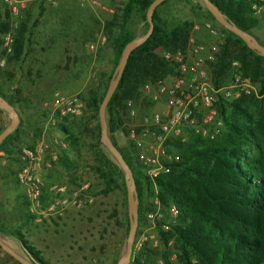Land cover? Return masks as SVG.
I'll return each instance as SVG.
<instances>
[{
  "label": "rangeland",
  "instance_id": "rangeland-1",
  "mask_svg": "<svg viewBox=\"0 0 264 264\" xmlns=\"http://www.w3.org/2000/svg\"><path fill=\"white\" fill-rule=\"evenodd\" d=\"M109 3L115 11L113 15L104 14L99 10L93 11L89 7L82 9L78 0H53V3L48 0H29L27 9L14 17L0 0V21L9 18L13 30L21 22H27L28 28L26 48L17 62L8 61L11 54L5 50L4 35H0V93L8 103H14L13 107L21 123L14 154L11 157L5 156L7 164L0 165V238L3 242L10 241L8 233L21 232L26 240L40 251L48 264H117L126 254L128 237L125 219L128 205L125 204L124 190L121 188L109 195L102 194L104 186L99 174L86 167L88 161L91 166L95 164L88 151L82 150V159L77 161V165L73 166L69 174L64 172L68 177L66 183L57 182L48 186L49 181H42L45 185V199L42 204L44 201L47 207L54 199L50 188L55 185H66L70 190L85 188L86 193L93 198V203L86 205L82 210L64 212L62 215H66L68 219L66 224L61 222L60 214H42L47 207L42 209L41 205V208H32L25 189L17 183L16 177L20 168L19 154L22 148L34 147L42 140L53 145H57L56 140L59 144L64 142L65 135L57 128L61 120L44 108L45 102L50 101L57 91L65 95H76L82 100L84 107L76 118L84 116L85 120L82 123L78 121L77 124L83 127L82 137L92 140L88 129L94 128L97 121L91 117V112H87L85 100L91 93L101 92L114 70L117 48L115 39L120 30L116 27L109 33L106 24L114 16L123 14L128 0H109ZM159 15L162 24L168 28L186 22L192 26L191 36L197 41L215 42L205 29L206 23L212 20L202 0H170L160 9ZM126 25L136 35V39L142 38L147 31L145 21L136 11ZM218 26L228 43L229 35L224 32L225 28L219 24ZM102 35L106 37V43L99 45ZM256 35L264 43V31ZM230 42L233 60L239 53L240 45H233V40ZM92 44L98 46L91 49ZM165 52L167 51L161 50L160 56L163 57ZM233 73L231 64V68L220 78V82L228 84ZM255 87L261 98L248 99L239 108L228 105L224 116L218 111L217 121L222 122V125L214 139L190 132L182 148L179 149L173 144L172 153L187 157L193 151L211 145L213 141L222 143L228 134H231V124L245 131L255 129L258 135L256 142L264 149L263 135L260 134L263 130L258 129L264 113V93H260L259 83L255 84ZM134 104L137 110L136 119H130L127 111L122 113L123 128L127 134L132 125L140 124L145 116L158 109L143 94L142 89ZM2 117H5L6 121L0 132L11 123L9 114L0 109V120ZM21 118L25 122H22ZM210 130L214 131L212 128ZM74 132L78 130L74 129ZM254 142L252 139L251 143ZM251 143L246 150L256 154L257 150ZM101 148L107 162L119 167L123 172L109 150L103 144ZM73 158H76L74 154ZM135 169L146 176L138 163ZM56 175L60 177L61 170L57 171ZM145 195L146 211L142 224H152L148 214L156 209L155 184L152 193ZM163 213V223H170L171 227L178 224L179 218L173 219L165 208ZM143 233L141 230L136 236L135 254L146 247V259L150 264H181L180 250L175 239L166 242L160 237L157 242L156 239L143 241ZM140 244L142 246L139 249ZM20 256L30 261L25 253ZM0 264L20 263L0 247Z\"/></svg>",
  "mask_w": 264,
  "mask_h": 264
},
{
  "label": "trees",
  "instance_id": "trees-1",
  "mask_svg": "<svg viewBox=\"0 0 264 264\" xmlns=\"http://www.w3.org/2000/svg\"><path fill=\"white\" fill-rule=\"evenodd\" d=\"M154 1L128 0L123 14L114 16L106 24L109 33H112L113 28L118 27L120 34L115 39L117 47L115 67L108 83L101 92L91 93L85 100L87 112H91V117L97 121L94 128L88 129L92 140L82 137L83 127L77 124L78 121L82 123L85 120L84 116L66 118L57 124L59 131L65 135L64 142L68 146V151L76 157L71 158L64 151L58 160L59 166L69 174L73 166L77 165V161L82 159V150L88 151L95 164L91 166L88 161L86 167L99 174L104 186L102 194L109 195L111 192L123 188L126 206L127 190L124 174L119 167L107 162L101 148L99 108L126 46L136 40V35L128 29L126 22L136 11L145 21L148 31L147 11ZM169 1L164 2L154 13V32L143 45L132 52L106 111L110 139L122 153L134 174L139 201L137 235L146 211L145 194L152 193L155 184L158 187L163 208L168 209L170 206L176 205L180 211L178 224L171 227L168 232H163L160 228L159 235L166 242L170 239L176 240L180 250L181 264H264V149L261 148L260 143L256 142L258 135L255 129L250 128L245 131L235 124L229 125L231 134L229 133L222 143L213 141L211 145L195 150L187 157L179 156L180 162L171 165L172 171L156 179L155 182L144 176L141 171H136L135 150L125 153L115 139L114 134L117 131L127 135L122 121V113L127 111L126 102L135 101L145 84L163 77L172 70L170 64L160 56L159 52L161 50L173 52L183 50L191 38L192 26L189 23L184 22L169 28L162 24L159 12ZM210 1L218 6L229 21L241 30L255 36L264 45L252 32V29L258 24V17L254 16L252 11L254 1ZM206 12L212 22L218 25L207 9ZM223 30L229 35V42L225 43L216 63L212 65L213 83L215 86L226 84L221 83L220 78L231 68L232 62L238 61L241 65V72L250 77L254 84L259 83L260 93H264V57L251 50L235 34L226 29ZM27 31V22H21L13 30L9 18L0 21V35L12 32L14 37L13 51L8 59L9 62H17L22 58L27 44ZM232 40L233 45H240L239 53L233 60H231L230 54L232 47L230 41ZM0 95L3 97L1 93ZM248 99H255V97H244L231 102L222 101L218 105V111L224 116L226 106L232 105L234 108H239ZM9 103L14 106V103L10 101ZM20 127L21 123L0 146V152H3L7 157H11L17 148L19 141L17 134ZM74 129L78 132H74ZM258 129L263 130L260 131V134L264 139V113L258 124ZM252 139L255 141L254 143H251ZM249 143L256 148V154L246 150ZM173 144L179 149L184 145L180 141H174L171 147ZM171 150L172 148H170ZM46 207L47 204L43 201L42 209ZM125 220L126 236L128 237L130 219L127 212ZM8 235L20 243L24 253L32 262L48 264L42 258L40 251L30 244L21 232H10ZM134 250L135 248H133L130 264H150L146 259V247L137 254Z\"/></svg>",
  "mask_w": 264,
  "mask_h": 264
},
{
  "label": "built area",
  "instance_id": "built-area-1",
  "mask_svg": "<svg viewBox=\"0 0 264 264\" xmlns=\"http://www.w3.org/2000/svg\"><path fill=\"white\" fill-rule=\"evenodd\" d=\"M29 0H2L7 10L14 17L19 16L28 7ZM53 3V0H48ZM80 8L99 10L107 15L115 13L109 0H78ZM254 16L264 15V0H254ZM206 31L215 42L203 43L193 36L183 50L164 53V60L170 64L171 71L150 81L142 88L143 94L157 106V110L145 116L140 124L132 125L127 138L135 150L137 163L143 168L146 176L153 182L172 171L171 165L180 162V157L170 151L174 141L185 143L187 134L194 132L214 139L220 132L222 122L217 121L218 105L222 101H238L244 97L261 98L250 77L245 76L238 61L232 62L234 69L230 82L215 86L212 80V65L216 63L226 39L219 26L208 21ZM99 45L106 43L102 35ZM14 37L12 32L4 35V46L7 53L13 51ZM98 45L92 44L91 49ZM84 104L78 96L55 92L44 108L59 120L78 117ZM130 119H136L137 110L133 100L126 102ZM212 128L214 131H211ZM63 149L65 142L60 143ZM50 150V144L44 140L34 147H24L19 154L20 168L17 173L18 183L25 189L32 208H41L45 192L44 183L37 178L39 161ZM155 185V211L148 214L152 224H161L163 231L171 230V225L163 223L165 217L163 206ZM54 199L42 214L62 215L69 210H82L93 203L85 188L73 189L66 185H55L50 188ZM173 219L180 216L176 205L166 209ZM139 245V249L141 248Z\"/></svg>",
  "mask_w": 264,
  "mask_h": 264
},
{
  "label": "water",
  "instance_id": "water-1",
  "mask_svg": "<svg viewBox=\"0 0 264 264\" xmlns=\"http://www.w3.org/2000/svg\"><path fill=\"white\" fill-rule=\"evenodd\" d=\"M167 0H155L147 11V21L149 24V29L147 33L140 39H136L130 42L123 53V56L114 72L113 80L109 85L107 93L102 101V104L99 108V122L101 127V143L109 150V152L116 159L118 164L125 175V184L127 190V205H128V216L130 219V231L127 238L126 245V254L125 257L120 260L117 264H130L131 257L134 248V242L137 235L138 225H139V201L137 196V186L134 178L133 171L130 166L127 164L122 153L116 148L111 141L108 135V127H107V118L106 111L109 102L111 101L120 81L125 71V68L128 64L129 58L133 51L143 45L153 34L155 29V24L153 20L154 13L164 2ZM206 9L209 13L214 17L215 21L224 27L229 32L238 36L242 41L251 49L259 53V55L264 57V45L260 43V41L253 36L252 34L241 30L238 26L229 21L223 14V12L212 3L210 0H202ZM0 109L6 111L10 118L11 123L0 133V146L4 142V140L12 134L15 129L20 124V118L14 107L9 104L1 95H0ZM0 247L5 250L7 254L12 256L15 260H17L20 264H37L30 261H27L17 253H15L11 248H9L5 242L0 238Z\"/></svg>",
  "mask_w": 264,
  "mask_h": 264
},
{
  "label": "crops",
  "instance_id": "crops-1",
  "mask_svg": "<svg viewBox=\"0 0 264 264\" xmlns=\"http://www.w3.org/2000/svg\"><path fill=\"white\" fill-rule=\"evenodd\" d=\"M258 19V24L253 28L252 32L256 35V33L261 34L264 31V15ZM257 36V35H256ZM259 38V37H258ZM22 122L25 120L23 118ZM6 118L2 117L0 120V130L4 128ZM28 131V130H26ZM115 139L118 143V146L125 152V153H131L132 150H134L133 146L129 142L127 136L121 132L117 131L115 134ZM60 142L62 141V138H60ZM49 143V142H48ZM57 145L50 144V150L43 156V158L39 161L38 169H37V178L41 181L50 182V185H54L57 182H67L68 177H66L65 171L59 166L58 160L61 157V154L65 151L68 156L73 158V154L68 151L67 148L63 149L61 145L58 143V140L55 141ZM7 158L5 157L3 152H0V165L5 166ZM62 172V175L59 177L56 175L57 171ZM48 179V180H47ZM61 222L63 224H66L68 222V219H66V215L60 216ZM160 224H140L139 231H144L142 240L143 241H150V239H156V242L160 239L159 235V229ZM162 230V229H161ZM163 231V230H162ZM165 232V231H163ZM139 235V232H138ZM142 241V242H143ZM7 246L11 248L15 253L21 255L24 254V251L20 245V243L15 240L11 239L10 241H5Z\"/></svg>",
  "mask_w": 264,
  "mask_h": 264
}]
</instances>
